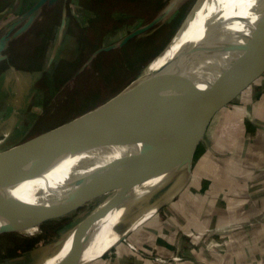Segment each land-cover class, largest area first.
<instances>
[{"label": "rangeland", "instance_id": "1", "mask_svg": "<svg viewBox=\"0 0 264 264\" xmlns=\"http://www.w3.org/2000/svg\"><path fill=\"white\" fill-rule=\"evenodd\" d=\"M94 1L87 12L88 21L83 23L85 5ZM198 3L199 0H79L69 4L67 0H55L45 4L31 26L23 28L18 23L4 33L0 31V106L9 105L11 98H15L4 87L11 89L13 81L17 84L16 71L31 70L30 81L35 80L32 86L35 89L29 93L25 90L28 80L24 75L18 77L21 88L20 98L16 100L22 106L30 105L26 113L15 110L18 112L13 118H5L11 114L3 115L5 121H1L0 127L6 128V133L12 130V136L0 135V150L97 108L134 76L168 59ZM60 24L64 26L63 32L57 33ZM50 27H56L53 34ZM56 35H60L59 46L53 41ZM107 46L111 48L105 50ZM81 65L85 67L78 72ZM256 131L264 140V73L213 113L196 147L191 172L182 171L174 177L158 199L157 212L118 246L89 264H101L118 250L122 251L118 260H128L129 264H175L186 257H191L195 264H206L198 258V252L205 247H224L223 237L228 230L219 231L213 226L218 219L228 216L216 207L213 232L211 235L201 232L213 202L221 207L226 202L220 199L221 195L213 202L211 195L207 198L208 186L221 189L231 186L225 180L206 176L218 170V161L225 156L232 160L243 157L246 151L241 146L242 139ZM260 150L257 154H264L263 146ZM233 180L227 179L231 183ZM248 180L235 178L233 185ZM229 196L226 207L232 208L240 199ZM182 198L185 200L182 208L173 211L172 205L180 203ZM204 199L210 201L209 205ZM90 206H79L59 220L46 219L37 235L0 232V264H47L70 230L100 208L94 203ZM181 219L182 229L178 233L169 231L166 223ZM187 226L189 230H185ZM178 243L188 245L181 248L189 251L188 254L174 259L161 257L159 252L168 255Z\"/></svg>", "mask_w": 264, "mask_h": 264}, {"label": "bare ground", "instance_id": "2", "mask_svg": "<svg viewBox=\"0 0 264 264\" xmlns=\"http://www.w3.org/2000/svg\"><path fill=\"white\" fill-rule=\"evenodd\" d=\"M263 10L264 0H199L168 59L134 76L97 108L41 135L75 141L104 163L133 158L158 141V133L167 124V112L178 97L173 91L175 88L189 85L206 74L229 70L233 57L227 48L238 58L251 54L249 41ZM211 50L216 52L205 58ZM39 170L42 168L33 164L0 170V193ZM178 173L161 174L149 182L126 188L113 186L91 194L63 193L60 185L41 189L0 213V232L18 228L22 219L52 199L61 201L58 212L48 218L52 220L68 216L79 206L94 203L100 207L93 214L99 213L98 218L79 221L78 229L70 230L62 246L47 262L89 264L118 246L157 212L158 199ZM42 224L43 221L16 231L22 236L37 235L42 231ZM73 241L74 254L71 253Z\"/></svg>", "mask_w": 264, "mask_h": 264}, {"label": "water", "instance_id": "3", "mask_svg": "<svg viewBox=\"0 0 264 264\" xmlns=\"http://www.w3.org/2000/svg\"><path fill=\"white\" fill-rule=\"evenodd\" d=\"M249 43L251 54L247 58H238L232 49H226L233 57L229 70L206 74L189 85L175 88L173 91L178 97L167 112V124L158 133V141L131 159L104 163L75 141L41 134L0 150V170L27 164L42 168L0 193V213L25 196L51 186L60 185L63 193L91 194L113 186L126 188L149 182L161 174L190 173L196 147L213 113L264 73V10ZM110 48L107 46L105 50ZM215 52L211 50L205 58ZM60 206V200L52 199L22 219L18 228L4 231H16L45 221L55 215ZM98 216L99 213L91 215L85 221H94ZM71 250L74 254L75 241Z\"/></svg>", "mask_w": 264, "mask_h": 264}, {"label": "crops", "instance_id": "4", "mask_svg": "<svg viewBox=\"0 0 264 264\" xmlns=\"http://www.w3.org/2000/svg\"><path fill=\"white\" fill-rule=\"evenodd\" d=\"M43 1L44 0H0V31L4 33L13 26H16L18 23L23 27L25 26L24 28L31 26L33 22H35L40 16L41 10L45 4H49L48 0H45V2ZM67 1H69V4H71L72 2H77L79 0ZM61 13V17H63L64 12ZM50 28H52L53 34L54 28L56 27ZM63 28L64 26L62 27L61 24L59 26L57 25V33L63 32ZM59 38L60 35L53 37L54 43L58 46L60 44ZM84 67L85 66L81 65L78 72L80 70L82 72V68ZM16 72L17 73L15 74H17V84L15 81H13L14 85L11 89L4 87L5 90L8 91L7 93L10 94V97L15 96V98H11V103H9V105L6 104L5 106H0V123L1 121H5L3 119L4 114H11L8 117L4 116L5 118H13L16 112H18L15 110H19L18 113H26L30 105L28 104V106H22V104L18 102V99L16 100V98H20V95L18 96V94H20L21 88L18 84V81L21 78L18 77L25 76V78L28 80L25 87L26 91L30 93V89H35V87L32 88L35 80L30 81V76L33 75V72L31 70L27 71L22 69L21 71L19 69ZM255 94H258V90H256ZM31 102L32 101L29 103ZM238 109H240V107ZM5 129L6 128L0 127V135H6V137L12 136L10 135L12 130L6 133ZM25 140L19 141L15 144ZM241 146L246 151V154L243 155V157L238 158L235 156L237 159L232 160L231 157L225 156L223 160L218 161V170L213 173H209L206 176L207 179L217 178L225 180L226 183L231 185L223 189L220 187H212L211 185L208 186L207 198L211 195L210 198L213 202L215 197L217 198L219 195H221L220 199H224L226 202L223 207L216 206V203L213 202V207L211 210L209 209L206 219L203 220L201 232L208 235H211V232H213L211 231V225H213V215L216 212V207H220L224 214L228 216L223 220L218 219V223L214 224L213 226H216L219 231H222L221 229L228 230L225 231L223 237L224 247H216L217 245L213 246L212 248L205 247L200 252H198V258H200L206 264H264V154H257L261 147H264V140L262 137H259V133L256 131L247 135L246 137H243ZM235 178L249 180L245 181L244 184L233 185ZM227 179H234L233 183L228 182ZM246 182L249 183L247 184ZM229 195L238 196L240 199V201H237L232 208L226 207L229 205V199H231ZM204 202L208 205L210 203L209 200L205 201V199ZM168 203L163 205H167ZM184 203L185 200L182 198L180 203L172 205L174 208L173 211L182 208ZM165 207L163 206V209H165ZM166 225H168L169 231L178 233V231L184 226V220H175L174 222L172 221L170 223H166ZM185 230H189L188 226L185 228ZM164 235L169 236L167 234ZM160 245L161 244H159V246ZM183 245L188 246L187 244H182V246ZM182 246L180 243H178L175 249H171L169 251L168 255L165 253L163 254L162 252L159 253L161 257H171V259H174V257H178L180 254H188L189 251L181 250ZM121 253L122 251H115L108 259H104L103 263L101 264H129L128 260H118V258L121 256ZM193 257L194 256H192V258ZM189 258L186 257L185 260L175 262V264H195L193 260ZM155 264L159 263L155 262Z\"/></svg>", "mask_w": 264, "mask_h": 264}, {"label": "trees", "instance_id": "5", "mask_svg": "<svg viewBox=\"0 0 264 264\" xmlns=\"http://www.w3.org/2000/svg\"><path fill=\"white\" fill-rule=\"evenodd\" d=\"M94 4H95V1H94L93 3L90 2L89 4H86V5H85V9H86L87 11L84 13V15L82 14V15H83L82 17H86L83 23H86V22L88 21V19H87V18H88V17H87V12L90 11V10L92 9L91 6H93ZM77 17H78V14H77ZM78 26H79V25H78ZM78 26H77V27H78ZM65 66H66V65H65Z\"/></svg>", "mask_w": 264, "mask_h": 264}, {"label": "built area", "instance_id": "6", "mask_svg": "<svg viewBox=\"0 0 264 264\" xmlns=\"http://www.w3.org/2000/svg\"><path fill=\"white\" fill-rule=\"evenodd\" d=\"M2 140V138H0V141Z\"/></svg>", "mask_w": 264, "mask_h": 264}]
</instances>
